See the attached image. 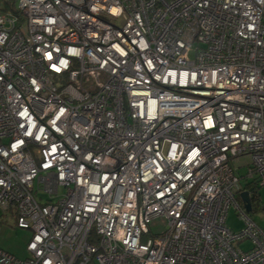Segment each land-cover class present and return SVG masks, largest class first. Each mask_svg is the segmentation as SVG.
Masks as SVG:
<instances>
[{"label": "built area", "instance_id": "built-area-1", "mask_svg": "<svg viewBox=\"0 0 264 264\" xmlns=\"http://www.w3.org/2000/svg\"><path fill=\"white\" fill-rule=\"evenodd\" d=\"M247 186L264 0L0 1V208L31 231L0 264H264Z\"/></svg>", "mask_w": 264, "mask_h": 264}, {"label": "rangeland", "instance_id": "rangeland-1", "mask_svg": "<svg viewBox=\"0 0 264 264\" xmlns=\"http://www.w3.org/2000/svg\"><path fill=\"white\" fill-rule=\"evenodd\" d=\"M189 57H193V53H189ZM246 160V161H245ZM246 157H240L234 166H238V175H244L247 166ZM36 186V182L34 184ZM41 190L37 191V196L44 198L46 195L42 190V184H39ZM63 189L59 188V194H62ZM257 201L254 203L253 210L249 212L253 221L264 230V186H259L257 189ZM54 198H56L54 196ZM166 219L160 216L154 217L148 223L149 234L156 236L161 234L166 229ZM226 226L233 230L239 231L243 226V221L238 217L236 209L231 206L228 209L226 216ZM31 236L29 229L20 228L16 225L14 215L8 211H3L0 208V249L12 254L18 259L29 257V252L26 249L27 242ZM250 246V241H244L240 244L242 250H246Z\"/></svg>", "mask_w": 264, "mask_h": 264}, {"label": "trees", "instance_id": "trees-1", "mask_svg": "<svg viewBox=\"0 0 264 264\" xmlns=\"http://www.w3.org/2000/svg\"><path fill=\"white\" fill-rule=\"evenodd\" d=\"M2 1V0H0ZM11 5V3H5V6L2 7V9H6V8H9V6ZM247 188H249L248 190L250 191V202H251V210H253V206H254V203L257 201V195H258V192H257V187H252V186H247ZM249 211V212H250Z\"/></svg>", "mask_w": 264, "mask_h": 264}, {"label": "water", "instance_id": "water-1", "mask_svg": "<svg viewBox=\"0 0 264 264\" xmlns=\"http://www.w3.org/2000/svg\"><path fill=\"white\" fill-rule=\"evenodd\" d=\"M240 199L242 201L244 209L249 212L251 210V202L249 198L248 191H242L240 194Z\"/></svg>", "mask_w": 264, "mask_h": 264}]
</instances>
